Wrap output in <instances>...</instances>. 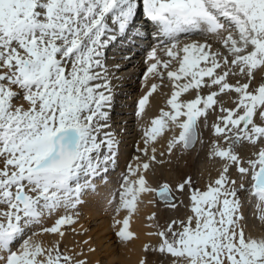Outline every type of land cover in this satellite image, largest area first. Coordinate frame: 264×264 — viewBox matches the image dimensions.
Segmentation results:
<instances>
[{"label":"snow or ice","instance_id":"1","mask_svg":"<svg viewBox=\"0 0 264 264\" xmlns=\"http://www.w3.org/2000/svg\"><path fill=\"white\" fill-rule=\"evenodd\" d=\"M138 57L163 105L111 187ZM137 221L136 264H264V0H0V264H109Z\"/></svg>","mask_w":264,"mask_h":264},{"label":"bare ground","instance_id":"2","mask_svg":"<svg viewBox=\"0 0 264 264\" xmlns=\"http://www.w3.org/2000/svg\"><path fill=\"white\" fill-rule=\"evenodd\" d=\"M134 63L137 65V67H130L125 73V75L129 77L127 81L128 86L125 87L123 98L119 101L120 107L117 108V112L120 114L115 116V121L117 125H119L120 129H122L121 139L123 142L121 144L119 168H117L109 176V179L113 181V184L110 185L111 187L115 186L116 177L121 171L124 170L125 165L131 160L132 156L135 154L136 144L138 141H140L142 136L140 124L143 123L145 126H147L148 117L158 114V108L163 105V98L159 95H155L152 98V104L148 110V117L145 118V121L138 122L136 120L133 115V112L135 107V101L143 92L141 73L143 71L144 65L141 57H138L134 61ZM204 139L206 141V145L200 152V158L194 161V167L197 172L203 171L204 180L206 181L208 179L209 173H211L212 177H215L217 175V168L219 167V164L216 161L207 160V134H205ZM190 162H193L191 158ZM253 211V208L249 209L250 216ZM185 214L186 209L184 208H180L179 212L173 213V215L179 216H183ZM95 215L100 217V220L102 221V226L107 229L108 220L103 217V215L99 212H97ZM92 222L93 224H95V219H93ZM133 228L135 231L141 233V240L135 241L125 247L116 242L115 238L113 237L112 241L104 249V257L109 262V264H136V260L139 255L140 244L146 238L143 236V231H145V229H143L139 221H137L133 225Z\"/></svg>","mask_w":264,"mask_h":264},{"label":"rangeland","instance_id":"3","mask_svg":"<svg viewBox=\"0 0 264 264\" xmlns=\"http://www.w3.org/2000/svg\"><path fill=\"white\" fill-rule=\"evenodd\" d=\"M190 163H192V162H190Z\"/></svg>","mask_w":264,"mask_h":264}]
</instances>
